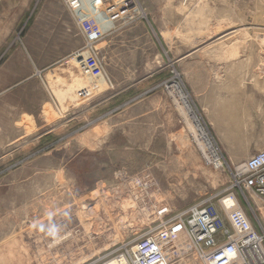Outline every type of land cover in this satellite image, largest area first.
<instances>
[{
  "label": "rangeland",
  "instance_id": "1",
  "mask_svg": "<svg viewBox=\"0 0 264 264\" xmlns=\"http://www.w3.org/2000/svg\"><path fill=\"white\" fill-rule=\"evenodd\" d=\"M72 1L0 0V264H91L154 226L158 211L201 201L220 210L231 194L264 234V200L235 176L264 148V0H80L75 11ZM83 54L87 83L106 85L66 112L70 97L55 90L81 73ZM175 83L223 168L198 148ZM233 144L242 161L229 159ZM11 169L16 186L2 178ZM174 250L169 264H203Z\"/></svg>",
  "mask_w": 264,
  "mask_h": 264
},
{
  "label": "built area",
  "instance_id": "2",
  "mask_svg": "<svg viewBox=\"0 0 264 264\" xmlns=\"http://www.w3.org/2000/svg\"><path fill=\"white\" fill-rule=\"evenodd\" d=\"M80 0L71 2L72 10L81 8ZM94 42L87 47L92 49ZM235 176L241 190H250L264 200V148L238 165ZM220 203V210L206 201L197 202L188 208L171 212L163 209L160 220L142 235L121 244L110 254L91 264H169L176 252V241L185 236L188 245L203 264H264V234L257 230L247 215L227 201ZM228 213L227 226L220 211ZM70 236L69 238H67ZM73 238V234L55 235L50 247L60 246Z\"/></svg>",
  "mask_w": 264,
  "mask_h": 264
},
{
  "label": "crops",
  "instance_id": "3",
  "mask_svg": "<svg viewBox=\"0 0 264 264\" xmlns=\"http://www.w3.org/2000/svg\"><path fill=\"white\" fill-rule=\"evenodd\" d=\"M117 20L116 19H113V26H114V30L112 29L109 34H113L117 31L118 27H117ZM76 23V21H75ZM75 28L78 30V23L75 24ZM80 58H84V60H78V64L79 66H81V73H75L74 71L71 73V76L74 78V81L71 85H68L65 86L63 85L62 87H59V88H56L55 90V93L57 94V96L62 99V97H70L71 99V102H70V99H68V102L67 104L65 105L66 107H64V109H66V112H70V110H73L74 108H76L78 105H80L79 102L83 101L84 99L86 98H89V92H92L91 95L93 94V92L95 93L98 92L99 90H101L105 85L106 83H100L99 86H94V84H91V83H87V68H86V65H82V63L86 62V59L84 57V54L82 56H80ZM81 64V65H80ZM83 66V67H82ZM72 69V66L69 64L67 65H61L60 67H58L57 69H55L54 71H61L62 74H64L65 72L68 73L70 70ZM53 71V72H54ZM53 74V73H52ZM52 74L51 76L48 75V79L51 81L52 79ZM79 87L81 86V90L79 91V94H76L75 91H74V87ZM54 87L53 89H55L56 86H52ZM83 92H85V96H84V99H81V96L83 95ZM79 95V96H78ZM71 103V104H70ZM69 104L70 106H74L72 108H68L69 107ZM78 104V105H77ZM77 105V106H76ZM17 137H21L20 135H18ZM12 139L14 140V142L16 141V136H13ZM16 143V142H15ZM14 143V144H15ZM9 147H12L11 144L8 145ZM16 149V144H15V148L14 150ZM226 153H228V157L230 160L232 161H242V155L239 154V150L236 148V145L233 144L231 146H229L228 149H226ZM3 179H7V182L16 186V184H20V180H21V175H20V172L17 170V169H11L9 171H7L5 173V175L2 177ZM12 200L15 201L16 200V194H12ZM20 198V197H19ZM5 200V198L3 199V196L1 198L0 196V200Z\"/></svg>",
  "mask_w": 264,
  "mask_h": 264
},
{
  "label": "bare ground",
  "instance_id": "4",
  "mask_svg": "<svg viewBox=\"0 0 264 264\" xmlns=\"http://www.w3.org/2000/svg\"><path fill=\"white\" fill-rule=\"evenodd\" d=\"M226 46V45H225ZM237 46V45H236ZM235 46V47H236ZM238 48V47H237ZM237 48H235L234 53L237 52ZM230 49V48H229ZM217 51V50H216ZM233 53V52H232ZM239 53V52H238ZM215 54V52H214ZM218 55V54H217ZM220 55V54H219ZM225 55V54H224ZM233 55V54H232ZM222 57V56H220ZM233 57V56H232ZM227 58V57H226ZM263 76V75H262ZM174 90L176 91V93L179 95V98L181 100L180 103H182V108L184 109L185 113L184 115L187 118V121L189 122V125L192 128V133L193 136L198 144V148L200 149L201 153L203 154V156L206 158L207 162L210 163L211 165H214V167L219 170L221 168L224 167L222 161H221V156L219 155V152L216 150L215 146L213 145V143L211 142V139L209 138V135L206 131V129L204 128V126L199 122L198 117L196 115V113L193 111V108L191 107L187 97L185 96V94L183 93L182 88L180 87V85L178 83H175V85L173 86ZM178 102V101H177ZM235 115V114H233ZM218 117V116H217ZM223 122V120H222ZM212 124V123H211ZM214 129L218 132H222V131H226V127L223 124H220L219 119H217V121L215 120V124H214ZM222 140V139H221ZM82 142V141H81ZM213 174V173H212ZM215 175V174H214ZM222 175V174H221ZM218 178V176H217ZM136 189V188H135ZM137 190V189H136ZM138 196V194H136ZM140 198V197H138ZM228 206L231 205H235L237 210H241L243 211L245 214V210L242 207V205H240V201L237 199L235 201H227L226 203ZM136 209L138 208V205L136 203H134ZM259 208V207H258ZM264 214V213H262ZM157 215L159 216V211L157 212ZM247 215V214H246ZM149 216V214H148ZM248 217V215H247ZM249 218V217H248ZM250 219V218H249ZM264 220V219H263ZM151 222V221H150ZM83 234V233H82ZM86 235V234H84ZM91 235V234H90ZM70 236H68L67 238H69ZM82 237V236H81ZM83 239V238H82ZM77 240V239H76ZM93 240V239H92ZM187 238L185 236L179 238L176 241V246H174L175 248L177 247H185V243L187 242ZM89 241V240H88ZM77 242V241H76ZM84 242V241H83ZM37 243V242H36ZM80 243V242H79ZM92 243V242H91ZM72 243H70L69 245H71ZM74 244V243H73ZM82 244V243H81ZM104 246V245H103ZM39 247V246H38ZM68 247V246H67ZM101 247V246H100ZM31 248V247H30ZM34 248V247H32ZM35 249V248H34ZM101 250V249H100ZM180 250V249H179ZM185 250V249H184ZM183 252V251H182ZM97 254V253H96ZM173 255V254H172ZM43 256V255H42ZM47 258V257H46ZM40 259V258H39ZM52 259V258H51ZM84 259V258H83ZM43 261V259H42ZM50 261V260H49ZM55 261V259H54ZM53 261V262H54ZM81 261V260H80ZM78 261V262H80ZM39 264V261H37ZM77 262V264H78ZM46 263V262H45ZM44 264V263H43Z\"/></svg>",
  "mask_w": 264,
  "mask_h": 264
}]
</instances>
